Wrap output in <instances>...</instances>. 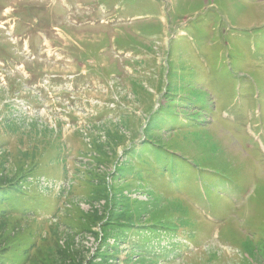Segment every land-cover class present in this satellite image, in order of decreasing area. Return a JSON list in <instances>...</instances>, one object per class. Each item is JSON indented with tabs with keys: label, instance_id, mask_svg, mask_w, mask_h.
<instances>
[{
	"label": "rangeland",
	"instance_id": "374dc122",
	"mask_svg": "<svg viewBox=\"0 0 264 264\" xmlns=\"http://www.w3.org/2000/svg\"><path fill=\"white\" fill-rule=\"evenodd\" d=\"M1 185L0 264H264V0H0Z\"/></svg>",
	"mask_w": 264,
	"mask_h": 264
},
{
	"label": "trees",
	"instance_id": "16d2710c",
	"mask_svg": "<svg viewBox=\"0 0 264 264\" xmlns=\"http://www.w3.org/2000/svg\"><path fill=\"white\" fill-rule=\"evenodd\" d=\"M183 114H186V113H183ZM158 117V116H157ZM157 117H155V119H157ZM154 119V118H153ZM152 120V119H151ZM155 121V120H154ZM174 121V120H173ZM153 121H150V125ZM167 122V121H166ZM173 123H171L172 125ZM149 125V126H150ZM154 126H152L151 129H153ZM173 129V128H172ZM175 129V128H174ZM177 129V128H176ZM94 144V143H93ZM98 146H96L98 148L97 151L99 152H103L101 149V146L99 144H97ZM143 145H147L146 147L149 149V150H152L153 148H157V147H161L159 145H151V141L148 140L147 142H145ZM142 145V146H143ZM100 149V150H99ZM162 149V148H161ZM135 150H137L136 148H133L132 150H129V151H126L128 154L127 156H129L132 152H134ZM163 150V149H162ZM139 153H142V151H140ZM121 169V167H120ZM119 177L120 179L122 180V177H123V170L121 169L118 173H117V176H115V178L117 180H119ZM103 184L104 186H99L101 188H93L91 187V198L93 197H96V199H100V200H104L106 202V213L104 215V217H101V218H98L100 219V222L99 224L101 223L102 226H107L108 224H115V221H116V217H114L115 215V210L116 211H119V213L121 212V210L125 209V210H128L129 212H132L135 210V203L138 202V201H130V198H127L126 196H124V192L120 193L119 196H117V193L116 195L114 194V191L112 190V188L108 185L107 183V176L106 177H103ZM5 188H7L5 185H1L0 186V195H4V190ZM112 193V194H111ZM139 204H142L144 205L143 207H138L139 208H146V202H139ZM95 220H98L97 219V216L96 215H93ZM96 216V217H95ZM105 219V220H104ZM123 219V220H122ZM119 220L121 222H126V223H130L128 227H126L124 224H122L120 226V228L116 229L115 232L119 233L120 236L123 237V235L125 233H128L130 231H134L136 230L135 228L137 227L136 226V221L133 220V216L131 215H127V216H124L123 218H119L118 219V222ZM104 223V224H103ZM134 223V226H131V224Z\"/></svg>",
	"mask_w": 264,
	"mask_h": 264
}]
</instances>
